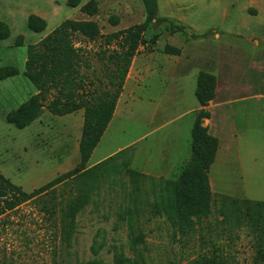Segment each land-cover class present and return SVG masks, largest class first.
<instances>
[{
  "label": "rangeland",
  "instance_id": "1",
  "mask_svg": "<svg viewBox=\"0 0 264 264\" xmlns=\"http://www.w3.org/2000/svg\"><path fill=\"white\" fill-rule=\"evenodd\" d=\"M89 1L83 0L73 9L68 0H0V22L11 28V37L0 41V70L14 67L19 71L18 76L0 81V175L26 193L77 167L82 132L79 114L58 117L46 109L24 130L7 123V115L37 93L25 76L28 47L39 44L67 20L96 22L103 36L145 21L139 0H96L99 13L94 17L81 13ZM158 1L159 18L185 26L188 35H172L166 32L168 23L161 22L145 36L147 46H142L136 57H145L148 70L130 69L127 92L88 168L131 149L128 156L132 155L133 171L177 180L192 158V131L201 111L196 98L198 75L205 72L215 76L218 95L229 84L234 87L229 95L236 96L230 99L240 103L234 110L227 109L228 126L235 127V132L229 141L222 137L225 141L218 162L210 170L212 215L191 241L175 238L164 220L143 219L145 256L149 264H188L201 254L212 256L215 248H220L237 264H264V248L259 247L255 233L246 225H237L234 218L225 221L218 203L219 196L264 202V0ZM30 16L47 22L45 32L29 30ZM114 18L119 19L117 25ZM154 34L159 39L153 45ZM193 35L199 37L194 39ZM19 37L23 38L22 45ZM76 43L92 64L91 70L83 69L84 73L94 80V73H103L98 53L111 54L116 46L106 47L103 40L90 44L79 39ZM166 46L180 49L181 56L166 55ZM247 96L255 97L242 99ZM205 110L217 114L211 103ZM208 125L204 120L203 127ZM208 130L214 133L215 127L211 125ZM131 191L126 175L108 182L78 215L70 247L55 237L59 217L52 220L45 214L43 201H29L3 214L0 264H117L115 257L122 253L132 258L128 222L121 218L131 205ZM261 253L263 259L257 260Z\"/></svg>",
  "mask_w": 264,
  "mask_h": 264
},
{
  "label": "trees",
  "instance_id": "2",
  "mask_svg": "<svg viewBox=\"0 0 264 264\" xmlns=\"http://www.w3.org/2000/svg\"><path fill=\"white\" fill-rule=\"evenodd\" d=\"M83 0H68V6L75 9ZM145 12V21L127 30L103 36L99 25L93 21L63 22L56 30L39 44L28 47L25 76L37 91L36 95L19 110L6 117L8 124L19 130L31 127L38 121L44 110L58 117L84 112V121L79 142V164L72 171L57 177L47 185L26 193L0 175V216L12 212L23 204L43 201V210L56 221L59 242L71 246L77 231V217L98 196L108 182L126 175L130 179L132 191L129 193L131 205L121 216L128 222L129 243L132 258L123 253L116 255L117 264H149L145 256L147 241L142 220L152 222L164 220L169 225L175 238L191 241L205 220L212 215L214 205L210 185V170L219 151V140L210 135L203 127L204 120L210 118L204 110L216 98L217 78L209 73L198 75L196 98L203 108L197 113L192 131V158L179 174L177 180L146 177L133 171L131 149L124 150L104 162L88 168L95 150L107 132L115 115L118 102L133 63L142 46H147L145 36L153 31L155 23L167 22L166 32L175 35H188L185 26L159 18L158 0H139ZM81 13L94 17L99 13V3L90 0L81 8ZM117 25L119 19H112ZM28 28L41 34L47 28V22L30 16ZM11 37V28L0 22V41ZM193 35L192 38H198ZM94 44L103 40V45L116 46L111 54L107 51L98 53L102 63L101 75L94 73V80L83 69L91 70L86 52L78 46L77 40ZM158 34L151 38L156 44ZM22 37L18 38L22 45ZM164 53L181 56L182 51L166 46ZM19 75L14 67L0 70V81ZM98 84V85H97ZM150 184L147 185V183ZM46 196H51L44 200ZM44 198V199H43ZM220 214L225 221L234 218L237 225H246L256 235L260 248H264V202L248 199L240 200L228 196H219ZM145 206L147 210H142ZM141 207V208H140ZM262 251V250H261ZM263 259V254L257 260ZM89 264H104L94 261ZM188 264H237L232 262L225 252L215 248L212 256L201 254Z\"/></svg>",
  "mask_w": 264,
  "mask_h": 264
},
{
  "label": "crops",
  "instance_id": "3",
  "mask_svg": "<svg viewBox=\"0 0 264 264\" xmlns=\"http://www.w3.org/2000/svg\"><path fill=\"white\" fill-rule=\"evenodd\" d=\"M145 63H146V59L144 56H140V57H135L134 60H133V63H132V66H131V70L132 68L136 67V68H139L141 67L142 69V73H145L147 72V67L145 68ZM141 73V74H142ZM128 85V78H127V81H126V84H125V87H124V91L121 95V98L118 102V104L120 102H122V99L124 98L126 92H127V86ZM217 85H218V82H217ZM127 86V87H126ZM127 88V89H126ZM234 92V87L233 86H230L229 84L227 85V89L224 93L220 95H218V92L216 91V98L213 102H211V107L213 108V110H215L217 112V119H216V115L213 116L212 114H210V118L207 119L206 121L208 122V126H206L205 128H208L209 126L211 127H215V132L212 133V132H209L210 135L213 134L212 136L216 137L219 142H220V146H219V151H218V154H217V158H216V161L214 164H217L218 162V158H219V155H220V152H221V149L223 147V141H225L222 137H225V139H227L229 141V138L232 137V134H234V130L233 128L235 129V127H233L232 129L228 126V118H229V115H228V110H231L233 109L234 110V106L235 104H238L240 103L239 102V99L238 100H231L230 97H233L235 98L236 96L233 95V96H230L231 93ZM230 94V95H229ZM132 95V94H131ZM224 95V96H223ZM230 96V97H229ZM126 97H129V95H126ZM252 98L255 97V96H251ZM250 96H247V97H243L242 99H247V98H251ZM228 98V99H226ZM257 98V97H256ZM226 99V101L223 102V100ZM258 100H261V99H258ZM232 106V107H231ZM203 108L201 107L200 110H202ZM228 109V110H227ZM205 110V108H204ZM117 111V109H116ZM230 113V112H229ZM77 114L80 115V118H81V124H82V127H83V121H84V112L83 111H80L78 112ZM115 115H116V112H115ZM114 115V117H115ZM113 117V119H114ZM214 120H217L218 122L214 124ZM113 121V120H112ZM112 123V122H111ZM111 125V124H110ZM231 125V124H230ZM110 128V126H109ZM108 128V129H109ZM108 131V130H107ZM106 134V133H105ZM105 136V135H104ZM103 139V138H102ZM79 142H80V139L78 140V147H79ZM231 150V149H230ZM96 151V150H95ZM170 156L173 157V154H171ZM228 158V157H227ZM183 166V165H182ZM181 169V167H180ZM211 184V183H210ZM211 189H213L211 187Z\"/></svg>",
  "mask_w": 264,
  "mask_h": 264
}]
</instances>
